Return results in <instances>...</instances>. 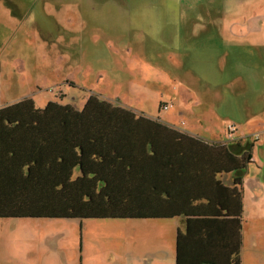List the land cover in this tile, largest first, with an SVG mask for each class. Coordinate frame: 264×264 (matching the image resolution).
I'll return each instance as SVG.
<instances>
[{"label": "rangeland", "instance_id": "374dc122", "mask_svg": "<svg viewBox=\"0 0 264 264\" xmlns=\"http://www.w3.org/2000/svg\"><path fill=\"white\" fill-rule=\"evenodd\" d=\"M6 2L14 15L22 16L18 0ZM34 2L26 18L15 20L12 41H2L3 101L32 98L43 107L55 100L82 109L97 95L164 123L198 126L203 136L224 138L223 130L228 134L230 125L236 124L234 118H241L238 103L264 95L263 46L228 32L263 27L262 0ZM184 93L192 99L186 100ZM205 103L204 113L195 116L196 106ZM236 129L233 138L255 139L259 134L254 159L263 162L264 133H248L243 125ZM130 223L128 219L6 220L0 226L1 261L120 264L139 244L138 233L148 234L142 228L145 222L136 228ZM262 229L255 230L253 223L247 228L244 264H264ZM147 245L140 243L141 252Z\"/></svg>", "mask_w": 264, "mask_h": 264}, {"label": "trees", "instance_id": "16d2710c", "mask_svg": "<svg viewBox=\"0 0 264 264\" xmlns=\"http://www.w3.org/2000/svg\"><path fill=\"white\" fill-rule=\"evenodd\" d=\"M236 142L234 152L97 95L82 109L26 98L0 109V218L185 216L177 264H242L255 142Z\"/></svg>", "mask_w": 264, "mask_h": 264}, {"label": "crops", "instance_id": "0c3cea01", "mask_svg": "<svg viewBox=\"0 0 264 264\" xmlns=\"http://www.w3.org/2000/svg\"><path fill=\"white\" fill-rule=\"evenodd\" d=\"M21 5V8H18L21 17L18 15H14L10 7L7 5L6 0H0V50L2 47V41L8 40L7 43L9 44L13 39V32L12 28L16 26L15 20L22 19L27 17L30 7L34 5L35 0H18ZM11 5V4H9ZM262 20L264 21V0H262ZM19 21V20H18ZM235 31L234 33H232ZM230 36H237L239 35L242 37L241 39H248L251 45H260L263 46L262 49L264 50V25L261 28H253L250 27L248 29H235L229 30ZM229 37L228 34H226ZM237 39V38H235ZM3 67V61H0V69ZM1 92V90H0ZM3 95V93H2ZM183 94L186 100L192 99V95L190 93ZM8 99V98H7ZM22 99V98H21ZM0 99V109L7 107L15 102L21 101L20 98L12 102V100H4L1 103ZM35 101V100H34ZM36 104V102H35ZM202 104V103H201ZM198 105L195 109V116L204 113L205 107H208V104L205 103L204 105ZM240 108V115L241 118L237 117L234 118L236 122V127L239 128L240 126H245V131L248 133L254 132H263L264 133V95L263 93L258 94L254 98L246 99L245 101H241L238 103ZM37 105V104H36ZM257 106L260 108L254 109ZM39 107V106H38ZM209 109V108H208ZM252 110L251 112L249 110ZM245 112V117L242 116L243 112ZM229 122L232 121L229 118ZM167 125L174 127L182 132L190 134L192 136L198 137L206 142H223L229 144V147L234 151L237 152V140L241 142H245L247 140L244 139L242 136H237L232 138L228 137L227 131L223 130L225 133L224 138L219 137H207L203 136L200 132L201 127H190L188 126L181 127L177 124L167 122ZM183 125V124H182ZM211 130V128H210ZM213 130V129H212ZM253 134H249L247 136H251ZM252 139V137H250ZM255 142L260 140V136L255 139H252ZM263 144V142H261ZM255 147V146H254ZM5 160V159H4ZM222 179L225 185L232 186V173H224L219 176ZM243 242L246 241L247 238V228L253 223L254 229H260L262 232V228H264V160L263 162H257L254 159L253 155V162L249 164L247 172L243 179ZM252 213H256V216H253ZM15 219H23V218H0V226L3 221L6 220H15ZM87 220V219H85ZM131 220L130 226L133 228L142 227L141 222H145L148 234H140L138 233V240H140L137 247H134L132 250L131 256L128 255V258L125 260H121L120 264H177V236L179 229L185 230L186 229V217L185 216H178L173 218H159V219H128ZM144 220V221H139ZM133 235L136 236L135 231ZM144 236H147L145 238ZM141 237H143L141 239ZM147 242V246L142 248V252L140 249L141 242ZM245 255H242V264H244ZM0 264H2L1 257H0Z\"/></svg>", "mask_w": 264, "mask_h": 264}, {"label": "built area", "instance_id": "2783aa9c", "mask_svg": "<svg viewBox=\"0 0 264 264\" xmlns=\"http://www.w3.org/2000/svg\"><path fill=\"white\" fill-rule=\"evenodd\" d=\"M166 108H168V105H166ZM237 131L236 125H230L229 130H228V136L229 138H233L234 132Z\"/></svg>", "mask_w": 264, "mask_h": 264}]
</instances>
